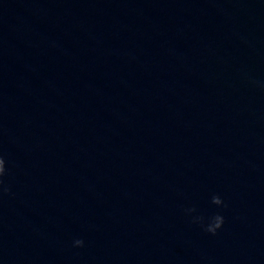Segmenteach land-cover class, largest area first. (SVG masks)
Instances as JSON below:
<instances>
[{
	"label": "water",
	"instance_id": "water-1",
	"mask_svg": "<svg viewBox=\"0 0 264 264\" xmlns=\"http://www.w3.org/2000/svg\"><path fill=\"white\" fill-rule=\"evenodd\" d=\"M0 156V264H264V0H0Z\"/></svg>",
	"mask_w": 264,
	"mask_h": 264
},
{
	"label": "clouds",
	"instance_id": "clouds-1",
	"mask_svg": "<svg viewBox=\"0 0 264 264\" xmlns=\"http://www.w3.org/2000/svg\"><path fill=\"white\" fill-rule=\"evenodd\" d=\"M7 175V168H6V161L5 159L0 156V193H10L11 189L7 187L4 183V177ZM214 205L220 206V207H227L224 200L221 198L220 195H213L212 201ZM185 212L188 214H191L193 212H196L195 208H189L185 209ZM193 223L201 225V227L204 228V231L216 235L220 229L223 228L225 224V217L222 214H215L211 218L208 219L206 222V218L204 216H196L192 220ZM74 247H84V240L83 239H76L73 242Z\"/></svg>",
	"mask_w": 264,
	"mask_h": 264
}]
</instances>
